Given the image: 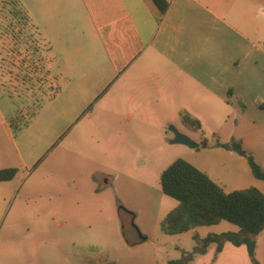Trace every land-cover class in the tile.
Listing matches in <instances>:
<instances>
[{
	"label": "crops",
	"instance_id": "0c3cea01",
	"mask_svg": "<svg viewBox=\"0 0 264 264\" xmlns=\"http://www.w3.org/2000/svg\"><path fill=\"white\" fill-rule=\"evenodd\" d=\"M17 1L49 46L57 89L23 125L0 92V169H18L0 182V264L55 218L74 240L80 210L95 211L86 218L105 245L113 234L125 237L110 209L129 207L127 176L161 180L178 158L226 192L264 193L247 158L264 169V0ZM184 112L203 133L183 122ZM171 125L199 147L172 144ZM205 138L210 147L201 146ZM218 141L240 143L246 155ZM256 257L264 264V231ZM199 259L253 264L245 245L231 243L193 264Z\"/></svg>",
	"mask_w": 264,
	"mask_h": 264
},
{
	"label": "rangeland",
	"instance_id": "374dc122",
	"mask_svg": "<svg viewBox=\"0 0 264 264\" xmlns=\"http://www.w3.org/2000/svg\"><path fill=\"white\" fill-rule=\"evenodd\" d=\"M19 12L22 8L17 0H0V92L12 97L17 112L14 123L23 125L33 117L45 97L48 99L54 93L57 83L49 69L48 44ZM122 195L129 201V207H124L122 218L119 213L121 224L127 237L137 243L129 244L124 236L125 240L119 237L117 241L113 234L105 245L86 218L94 219L95 211L89 209L91 216L84 217L80 210L79 232L74 240L66 233L68 226L62 227L61 219L55 218L48 224L46 233L41 238H33L30 245L26 242L20 246L23 242L18 241L17 247L22 251L16 250L10 264H169L180 259L183 251L194 249L196 234L204 238L212 233L238 230L236 225L225 221L185 233H165L162 223L178 201L163 193L160 178L129 174ZM117 210L119 206L112 205L110 213L115 219ZM103 211L107 219L108 210ZM142 238L146 240L141 242ZM195 264L205 263L199 259Z\"/></svg>",
	"mask_w": 264,
	"mask_h": 264
},
{
	"label": "trees",
	"instance_id": "16d2710c",
	"mask_svg": "<svg viewBox=\"0 0 264 264\" xmlns=\"http://www.w3.org/2000/svg\"><path fill=\"white\" fill-rule=\"evenodd\" d=\"M155 1L159 4V0ZM162 11L165 12V9L162 8ZM20 13L22 18L30 21L23 8L18 14ZM182 119L186 125L203 133L202 123L191 114L182 113ZM201 146L210 147L206 138L203 139ZM214 146L232 149V144L219 141ZM247 158L254 176L264 180L263 167L252 155H248ZM17 173L16 168L0 169V182L12 180ZM161 184L164 194L178 201L177 207L166 216L162 223V230L165 233L170 235L185 233L198 227L217 225L223 221L239 227L238 231L212 233L204 238L196 234L194 249L183 251L180 259L171 260L169 264H193L197 257L207 254L211 246L215 245L216 253H219L226 243L235 246L245 245L251 262L260 264L256 257V237L264 231V193L261 190L250 187L226 192L207 173L183 158H178L164 170ZM118 206L122 218L125 209L120 201ZM125 239L129 244L137 243L132 242L126 235Z\"/></svg>",
	"mask_w": 264,
	"mask_h": 264
},
{
	"label": "water",
	"instance_id": "95a60500",
	"mask_svg": "<svg viewBox=\"0 0 264 264\" xmlns=\"http://www.w3.org/2000/svg\"><path fill=\"white\" fill-rule=\"evenodd\" d=\"M169 130L173 133L174 137L171 139V143L172 144H183L186 145L192 149L198 148L199 147V143H197L195 140H193L191 137H189L188 135L182 133L178 128H176L175 126L171 125L169 127ZM232 148L235 152H237L238 154L245 156L246 153L243 150V147L240 143H232ZM145 238H142L141 241H143Z\"/></svg>",
	"mask_w": 264,
	"mask_h": 264
}]
</instances>
